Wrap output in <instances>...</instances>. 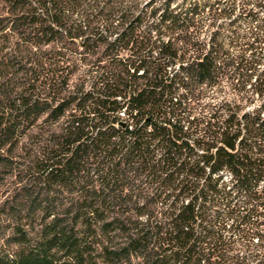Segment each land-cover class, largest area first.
Here are the masks:
<instances>
[{
	"label": "trees",
	"instance_id": "trees-1",
	"mask_svg": "<svg viewBox=\"0 0 264 264\" xmlns=\"http://www.w3.org/2000/svg\"><path fill=\"white\" fill-rule=\"evenodd\" d=\"M0 264H264V0H0Z\"/></svg>",
	"mask_w": 264,
	"mask_h": 264
},
{
	"label": "rangeland",
	"instance_id": "rangeland-1",
	"mask_svg": "<svg viewBox=\"0 0 264 264\" xmlns=\"http://www.w3.org/2000/svg\"><path fill=\"white\" fill-rule=\"evenodd\" d=\"M14 178L10 177L5 186H0V203L3 201V199L7 196L8 192L12 190Z\"/></svg>",
	"mask_w": 264,
	"mask_h": 264
}]
</instances>
